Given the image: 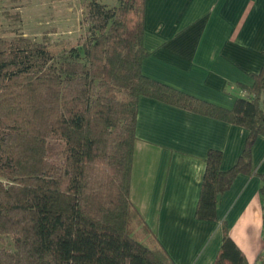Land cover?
Returning a JSON list of instances; mask_svg holds the SVG:
<instances>
[{
	"label": "trees",
	"instance_id": "1",
	"mask_svg": "<svg viewBox=\"0 0 264 264\" xmlns=\"http://www.w3.org/2000/svg\"><path fill=\"white\" fill-rule=\"evenodd\" d=\"M146 4L89 1L86 38L60 55L46 41L0 32V264H176L131 199L141 96L249 130L231 169L221 150L208 152L199 218L217 219L223 194L254 173L264 66L253 85L238 84L231 109L146 76ZM56 136L60 163L48 149ZM223 233L214 264H249L225 221Z\"/></svg>",
	"mask_w": 264,
	"mask_h": 264
},
{
	"label": "crops",
	"instance_id": "2",
	"mask_svg": "<svg viewBox=\"0 0 264 264\" xmlns=\"http://www.w3.org/2000/svg\"><path fill=\"white\" fill-rule=\"evenodd\" d=\"M143 73L231 109L238 84H254L264 66V0H147ZM233 86V89L231 88ZM249 130L147 96L138 107L131 183L135 207L176 264H214L223 222L249 264L264 256V136L253 147L252 175H239L217 208L197 216L211 149L231 169Z\"/></svg>",
	"mask_w": 264,
	"mask_h": 264
},
{
	"label": "rangeland",
	"instance_id": "3",
	"mask_svg": "<svg viewBox=\"0 0 264 264\" xmlns=\"http://www.w3.org/2000/svg\"><path fill=\"white\" fill-rule=\"evenodd\" d=\"M91 0H0V32L11 37L16 34L46 41L56 55L76 47L86 38L88 25L84 22L87 4ZM112 7L118 0H100ZM48 149L55 163L63 159L64 142L59 137L49 140ZM7 240L0 237V245Z\"/></svg>",
	"mask_w": 264,
	"mask_h": 264
}]
</instances>
